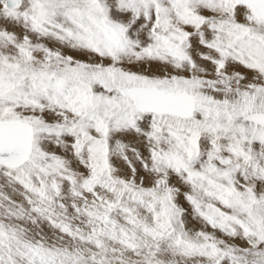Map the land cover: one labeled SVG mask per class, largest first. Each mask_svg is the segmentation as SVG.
Listing matches in <instances>:
<instances>
[{"label":"snow or ice","instance_id":"6c2138e0","mask_svg":"<svg viewBox=\"0 0 264 264\" xmlns=\"http://www.w3.org/2000/svg\"><path fill=\"white\" fill-rule=\"evenodd\" d=\"M0 264H264V0H0Z\"/></svg>","mask_w":264,"mask_h":264}]
</instances>
